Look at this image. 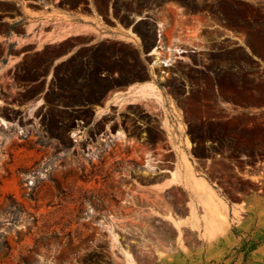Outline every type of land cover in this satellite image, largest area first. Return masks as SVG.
Instances as JSON below:
<instances>
[{"label":"rangeland","instance_id":"374dc122","mask_svg":"<svg viewBox=\"0 0 264 264\" xmlns=\"http://www.w3.org/2000/svg\"><path fill=\"white\" fill-rule=\"evenodd\" d=\"M16 1L0 0V19L19 13ZM56 1L64 8L88 5L124 26L138 17L160 16L170 27L182 13L207 17L210 50L194 55L206 69L174 58L163 75L187 112L193 170L199 163L198 173L213 182L218 207L212 203L207 216L203 204L195 228L183 188L145 193L149 176L157 174L155 159L162 158L157 153L167 148H125L121 137L103 148L99 137H74L94 109L102 110L113 84L84 72L85 61L105 62L114 44L101 43L99 53L83 51L56 67L52 82L34 83L50 70L52 46L28 55L0 81L6 121L0 124V264H129L128 256L131 264H264V112L222 108L264 100V69L247 53L264 55V0ZM153 25L144 19L134 26L148 44ZM9 50L0 43V61ZM118 111L149 123L151 142L165 139L141 106ZM95 129L100 126L92 134ZM254 165L256 175L247 171ZM156 204L176 207L178 214L166 216ZM249 215L251 221L243 222Z\"/></svg>","mask_w":264,"mask_h":264},{"label":"crops","instance_id":"0c3cea01","mask_svg":"<svg viewBox=\"0 0 264 264\" xmlns=\"http://www.w3.org/2000/svg\"><path fill=\"white\" fill-rule=\"evenodd\" d=\"M16 4L19 7L18 14L0 19V23L6 25V30L0 32V43L12 46V50L2 55L0 81L7 71H12L28 55L43 53L49 47L55 46L57 50L51 56L50 70L47 75H39L33 81L34 83L44 81L46 85L52 82L55 69L59 65L67 63L83 51H95L103 42L114 44V47L107 49L108 58L105 62L85 61L84 72L93 74L98 79H111L113 84L109 86L102 110L97 113V109H94L95 113L91 122L81 130H77V134L99 137L103 148L116 146L118 137L125 138V148H167L157 153L162 157L155 159L157 174L149 176L147 185L143 186L144 191L152 197L156 192H166L171 187L183 188L189 193L191 200L187 218L197 228L201 206L203 204L207 206V216H210V211L214 209L212 203L216 201V198L208 187L214 191L217 189L205 175L198 173L199 163L194 172L197 177L206 180L207 188L199 187L189 175L186 160L193 165V168L197 163L191 157L195 144L192 146L188 144L189 119L185 107L170 91V86L165 83L169 76L163 75L167 73L164 72L165 67L173 66V64L154 66L156 54L152 50L155 48V52L159 51L167 55L168 52L165 51L167 47H179L181 53L177 58L178 62H186L197 69H206V65L194 63V55H204L210 50L208 44L211 41L203 31L208 27L207 17L182 13L173 27L168 26L165 19L160 16L157 19L140 17L135 23L124 26L116 20L95 15L89 6L84 4L73 8L61 7L56 0H17ZM144 19L154 23L151 44H148L134 29V26ZM160 24L161 34L159 33ZM225 37L231 38L229 35ZM125 47L130 51L128 52ZM96 52L99 53V50L96 49ZM247 53L264 69V55ZM87 57L88 55H85V58ZM82 79L83 76L79 75L78 81ZM185 88L184 95L189 92V86L185 85ZM121 105L141 106L142 114L155 125L158 135L165 139L156 143L151 142L149 140L150 124L139 120L140 115L118 111ZM222 108L232 109L235 113L255 115L264 112V100L254 102L247 108L237 104L222 103ZM96 126H100V129H95L92 134L91 131ZM166 166L170 168H165ZM258 169L254 165L249 166L247 171L256 175ZM172 172H175V180H172ZM256 197L254 194L248 198L247 205L250 209L251 201H256ZM155 209L165 212L166 216L169 213L178 214L176 207H167L163 204H156ZM246 218L243 222L251 221L250 215ZM175 220L179 221L177 218ZM204 245V248L207 247L206 244Z\"/></svg>","mask_w":264,"mask_h":264},{"label":"bare ground","instance_id":"6f19581e","mask_svg":"<svg viewBox=\"0 0 264 264\" xmlns=\"http://www.w3.org/2000/svg\"><path fill=\"white\" fill-rule=\"evenodd\" d=\"M140 17H138V19H139ZM161 30H162V27H161V24H160V26H159V33L161 34ZM177 42V41H176ZM172 43V42H171ZM162 47V46H161ZM157 49V48H156ZM180 48L178 47V48H172V46H170V47H167V49L165 50V51H167V52H165V54L167 53V55H164L162 52H155V48L152 50V51H154V53L156 54L155 55V59H154V61H153V65L154 66H160L161 64H163V65H166V66H168V65H171L172 64V62L174 61V58H178V57H180L179 55H180V53H181V50H179ZM2 104V101L0 100V105ZM0 124H6V121L3 119V118H1L0 117ZM78 132L77 131H73L72 132V135L74 136V137H79L80 138V136L77 134ZM186 158V157H185ZM187 161V168H188V172H189V175H190V177L192 178V180H194L195 181V183L199 186V187H201L202 189H205V188H207V183H206V180L204 179V178H202V177H197V175L195 174V172H194V170H193V165H191V163H189V161L188 160H186ZM175 172H172V180H175ZM210 186V185H209ZM209 188V190H211V192L214 194V196H215V192L216 191H214V190H212V188L211 187H208ZM207 191V190H206ZM208 192V191H207ZM216 198V197H215ZM216 201H217V199H216ZM216 201H214L213 202V204L215 205V207H218L217 206V204H216ZM132 258V257H131ZM128 260H129V264H131V261H130V256H128Z\"/></svg>","mask_w":264,"mask_h":264}]
</instances>
